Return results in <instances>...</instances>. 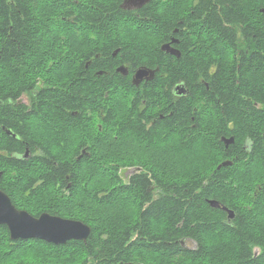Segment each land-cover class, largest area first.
I'll return each instance as SVG.
<instances>
[{
    "label": "flooded vegetation",
    "instance_id": "obj_1",
    "mask_svg": "<svg viewBox=\"0 0 264 264\" xmlns=\"http://www.w3.org/2000/svg\"><path fill=\"white\" fill-rule=\"evenodd\" d=\"M229 1L217 0L216 21L206 18L207 0H171V18L153 23L142 19L143 6L122 9L123 0H108L103 20L90 19L88 27L76 13L62 16L56 26H44L50 41L38 45L45 67L34 84L31 75L24 84L17 82L13 26L8 25L6 37L0 32V191L12 205L33 216L47 212L32 205L29 193L47 185L57 197L68 194L73 184L69 173L87 164L93 169L99 156L101 169L116 167L122 172L125 212L121 229L108 233L121 231L126 246L172 252L177 246L195 251L215 245L233 251V262L220 264H239L242 258L257 261L264 250V23L256 21L255 0ZM113 2L131 19L113 20ZM226 8L237 13L250 9L248 21L242 24ZM97 24L107 29L108 37L94 34ZM151 24L159 52L145 65L141 45L146 38L114 36L113 28L123 25L126 32L141 34V27ZM28 34L27 58L32 65L38 30L31 27ZM82 38L89 43L108 41V54L106 49L88 56L81 67ZM162 44L175 53L161 51ZM141 68L148 71L134 84L133 76ZM117 137L119 147L112 142ZM177 139L200 140L204 153L210 149L213 155L226 154L224 160L232 164L225 167L248 172V181L233 187L225 180H203L202 187L208 185L206 191L217 195L204 198L205 203L212 208L208 200L213 199L219 207L197 217L200 227L186 230L178 239L175 228L182 221L177 224L173 210L163 214L162 226L155 227L158 201L167 198L168 187L173 189L177 181L143 176L176 168L172 154ZM113 155H120L121 162ZM13 158L23 162L18 171L10 165ZM4 160L9 164L2 167ZM217 165L202 168L209 171ZM30 169L36 173L27 172ZM16 179L25 182L17 194L11 188ZM216 184L223 187L209 188ZM132 200L137 212L130 211ZM243 249L248 251L243 254Z\"/></svg>",
    "mask_w": 264,
    "mask_h": 264
},
{
    "label": "trees",
    "instance_id": "obj_2",
    "mask_svg": "<svg viewBox=\"0 0 264 264\" xmlns=\"http://www.w3.org/2000/svg\"><path fill=\"white\" fill-rule=\"evenodd\" d=\"M231 4L236 1L230 0ZM108 3V0H0V32L6 37L8 25L13 26L11 36L15 40V51L17 53V67L20 69L17 75L18 83H25V78L32 76L31 83H35V75L40 69L45 66L41 64L39 43L48 42L50 38L45 36V27L47 25H55L56 21H60L62 16L74 14L78 16L81 23L88 27V21L95 19V22L103 20L106 9L103 7ZM243 7V2H238ZM64 5L62 8L60 5ZM209 5L207 9V19L216 21L218 19L217 0H207ZM116 2L111 6V14L113 20L131 19V14L118 8ZM264 0H255L256 21L264 23ZM69 10V12H68ZM78 10V11H77ZM241 8L237 12H232L231 8H226L225 12L228 15H236L242 24L248 21V13L250 9ZM172 7L171 0H150L139 11L142 19L147 22H155L159 20L170 19ZM211 25L216 27V23ZM151 26H155L151 24ZM31 27L38 30V35L32 41L34 47H38L33 53L32 65L28 64L27 55L30 53L27 46ZM96 29L95 35L108 37V31L101 25L94 26ZM102 27V28H101ZM144 32H126V26L120 25L114 27V36L141 35L146 38L142 43L144 57L143 64L149 65L148 62L153 60L154 53L159 52V43L153 41L155 31H150L147 26L141 27ZM155 28V27H154ZM106 29V30H105ZM150 29V28H149ZM51 33L49 37H51ZM8 46V40H3ZM115 44V43H114ZM90 49L84 51L81 49V67H83L84 59L92 56L95 53L103 54L104 51L108 54L107 42H92ZM117 45V44H115ZM107 47V48H106ZM32 51H34L32 49ZM87 54V55H86ZM100 77V76H98ZM194 141V142H193ZM176 140L175 151L172 154L175 169L160 170L152 172H144V178L151 179H168L176 180L177 183L173 189H167V198L159 200L160 216L157 219V225L162 226L165 221L163 214L172 211L176 214V222L180 223L175 228L176 238L182 237L186 230L195 231L200 224L197 220L207 214L208 210H213L205 203L204 198L216 197L217 195L206 191L202 187V181L207 180H225L229 181V186L239 184L243 181L244 184L248 181V177L241 170H236L231 167H221L220 169L205 170L202 165L211 163L213 166L224 160L227 155H209L205 157L202 153L200 140ZM112 142L119 147V137L113 138ZM230 157V156H228ZM233 163L238 160L230 157ZM112 159L121 162L120 155H113ZM3 164H9L8 160H4ZM23 162L13 158L11 167L17 171L22 168ZM24 170V168H23ZM32 174L36 173L33 169ZM240 174H242L240 176ZM70 181L73 183L69 193L63 195L56 202L49 191L37 192L38 188L29 193L32 205L41 204L44 207L46 203L56 208H45L52 215H59L65 218L78 219L91 227V232L86 242L69 240L65 244L53 245L38 239H17L9 238L6 227H0V264H220L224 261L233 262L232 250H224L210 246L209 249L202 248L195 251H185L177 248L175 251H164L162 248H148L143 245L126 246L127 240L125 234L121 231L116 233H108V224H119L125 212V203L122 191V179L119 170L116 167H108V169H99L87 172H81L80 176L75 172H70ZM82 177L86 180L85 184H81ZM148 178V179H149ZM246 180V181H244ZM149 181V180H148ZM25 182L16 179L14 185L24 187ZM47 186V185H46ZM46 186H43L44 189ZM48 187V186H47ZM73 187V188H72ZM166 186H161L165 188ZM222 188L223 186L216 184L209 188ZM205 189V190H204ZM174 194V197L172 195ZM174 198V199H172ZM157 202V203H158ZM130 211L137 212V207L133 200L128 203ZM158 206V207H159ZM135 210V211H134ZM249 223L248 220H244ZM188 223H195L193 226ZM188 225V226H187ZM264 243V242H263ZM248 250H242L241 253H246ZM233 264V263H230ZM239 264H264V250L262 255L255 262H250L247 258H242Z\"/></svg>",
    "mask_w": 264,
    "mask_h": 264
},
{
    "label": "water",
    "instance_id": "obj_3",
    "mask_svg": "<svg viewBox=\"0 0 264 264\" xmlns=\"http://www.w3.org/2000/svg\"><path fill=\"white\" fill-rule=\"evenodd\" d=\"M149 1L150 0H123V2L120 3V7L122 9L140 8L149 3ZM262 11H264V9H262ZM160 50L168 53H175L169 44H162ZM147 71L148 69L146 68L137 70L133 76L132 82L137 84ZM231 164V160H224L217 165V169ZM208 203L212 208L219 207L216 200H208ZM0 206H2L0 207V224L7 227L9 238L12 240L38 239L53 245L65 244L69 240H77L85 243L91 232V227L78 219L52 215L48 212H42L38 216H33L25 210H19L12 205L9 197L2 191H0ZM222 208L227 210L225 207ZM227 211L229 215L232 216V212L229 210ZM17 217L26 218L28 221H39L42 218H46L49 221L59 222V225L44 229H35L26 224L17 223Z\"/></svg>",
    "mask_w": 264,
    "mask_h": 264
},
{
    "label": "rangeland",
    "instance_id": "obj_4",
    "mask_svg": "<svg viewBox=\"0 0 264 264\" xmlns=\"http://www.w3.org/2000/svg\"><path fill=\"white\" fill-rule=\"evenodd\" d=\"M171 14H172V13H171ZM170 18H171V15H170ZM149 28H154V26H151V25H150V26H147V29H148V30H149ZM143 32H144V31H143ZM143 32H142V33H143ZM84 33H86V32H81L80 35L82 36ZM86 35H89V34L87 33ZM156 37H157V33H156V35L153 36V38H152L153 41H155V38H156ZM145 38L148 39L149 37H145ZM88 43H89L88 41H86L85 39L82 38V39L80 40V48L83 49L84 51H87V48H88L89 46L91 47V45L86 46ZM191 141H193V140H191ZM193 142H194V141H193ZM209 144H211V143H209ZM201 148H202V146H201ZM201 150H202V153H203V155H204L205 157H208L209 155H213L212 153L209 152L210 149H207L208 152H206V153L203 152V149H201ZM99 159H100L99 156H95V160H94V162H93L92 164L95 163L97 166H94L93 169H87V165H88V164H87V165H85L84 168H82V170H81L80 172H76V173L80 176V173H81V172H87V171H93V170H96V169H97V170L101 169V168L99 167V163L96 162V161L99 160ZM207 164H211V163H207ZM103 169H104V168H103ZM105 169H108V168H105ZM120 172H121V170L119 171V174L122 175V172H121V173H120ZM81 178H82V182H81V184H85L84 181H86V180H85L84 177H82V176H81ZM120 183L122 184V179L120 180ZM11 188H12L13 192H14L15 194H17V191L21 188V186H20V185L18 186V185H14V184H13V185H11ZM42 188H43V186H41V187L38 189L37 192H46V191H49V192L51 193L53 187H51V186H48V187H47V186H46L44 189H42ZM51 194H52V193H51ZM54 196H55V195L52 194V197H53L54 201L56 202V201L58 200V199H56V198H60V197L55 196V197H56V198H55ZM54 201H52L51 204H48V202H47V203H46L47 206H45V207H44L43 205H41V204H35V205H33V206L35 207V206L38 205V206H40L39 208H42V207H43V209H44V208H49V207H50V208H52V207L56 208L55 204H54V206H53V202H54ZM136 206H137V205H136ZM52 209H53V208H52ZM35 210H36V209H35ZM134 211H135V210H134ZM122 219H123V218H122ZM122 219L120 220V223H119V224H115V225L112 224V223L108 224V229H116V230H120V229H121V222H122ZM155 222H156V224H157V220H156ZM155 227L158 228V225H156Z\"/></svg>",
    "mask_w": 264,
    "mask_h": 264
},
{
    "label": "snow or ice",
    "instance_id": "obj_5",
    "mask_svg": "<svg viewBox=\"0 0 264 264\" xmlns=\"http://www.w3.org/2000/svg\"><path fill=\"white\" fill-rule=\"evenodd\" d=\"M0 207H2V206H0ZM16 221H17V223L26 224L27 226L35 228V229H44V228H49V227L59 225V222L49 221L46 218H42L39 221H28L26 218L17 217Z\"/></svg>",
    "mask_w": 264,
    "mask_h": 264
}]
</instances>
